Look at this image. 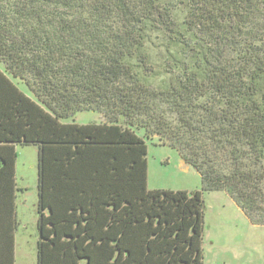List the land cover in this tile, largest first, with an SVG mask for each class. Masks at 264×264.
I'll return each mask as SVG.
<instances>
[{
  "label": "trees",
  "instance_id": "obj_1",
  "mask_svg": "<svg viewBox=\"0 0 264 264\" xmlns=\"http://www.w3.org/2000/svg\"><path fill=\"white\" fill-rule=\"evenodd\" d=\"M82 111L102 119L63 121ZM152 135L200 190L147 188ZM19 146L36 264H202V193L264 227V0H0V264Z\"/></svg>",
  "mask_w": 264,
  "mask_h": 264
},
{
  "label": "rangeland",
  "instance_id": "obj_2",
  "mask_svg": "<svg viewBox=\"0 0 264 264\" xmlns=\"http://www.w3.org/2000/svg\"><path fill=\"white\" fill-rule=\"evenodd\" d=\"M20 88L28 91L24 84ZM101 119L99 112L82 111L63 121L87 124L99 123ZM146 146L149 190H200L199 174L175 150L161 146L156 135L147 140ZM18 148L16 182L22 188L16 200L14 264H36L37 150L35 146ZM202 200V264H264V227L250 222L225 192L202 193Z\"/></svg>",
  "mask_w": 264,
  "mask_h": 264
},
{
  "label": "crops",
  "instance_id": "obj_3",
  "mask_svg": "<svg viewBox=\"0 0 264 264\" xmlns=\"http://www.w3.org/2000/svg\"><path fill=\"white\" fill-rule=\"evenodd\" d=\"M18 147H16V151H17V158H16V161H17V159H18ZM15 164H16V162H15ZM16 167V166H15ZM15 171H16V169H15ZM19 188H22L21 186L19 187ZM20 191V190H19ZM17 192V193H20V192ZM21 194V193H20ZM16 200H17V198H16ZM16 214H17V212H16ZM18 220V219H17ZM36 223H37V221H36ZM16 231H17V229H16ZM16 235V234H15ZM36 241H37V239H36ZM14 250H15V240H14ZM14 261H15V254H14Z\"/></svg>",
  "mask_w": 264,
  "mask_h": 264
}]
</instances>
